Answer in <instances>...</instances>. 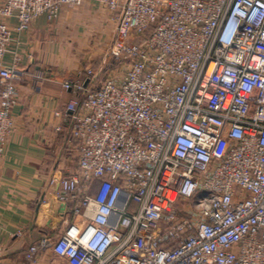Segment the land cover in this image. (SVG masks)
<instances>
[{"label":"built area","instance_id":"built-area-1","mask_svg":"<svg viewBox=\"0 0 264 264\" xmlns=\"http://www.w3.org/2000/svg\"><path fill=\"white\" fill-rule=\"evenodd\" d=\"M94 1L111 44L99 70L62 83L57 130L77 166L50 178L62 223L24 260L264 264V0ZM82 2L0 0V155L26 74L3 64L12 32Z\"/></svg>","mask_w":264,"mask_h":264},{"label":"crops","instance_id":"crops-1","mask_svg":"<svg viewBox=\"0 0 264 264\" xmlns=\"http://www.w3.org/2000/svg\"><path fill=\"white\" fill-rule=\"evenodd\" d=\"M17 24L15 17L7 20ZM115 23L101 4L83 0L63 5L57 18L36 17L26 30L12 32L3 64L25 71L12 109L14 130L0 155V264H27V246L60 226L63 204L53 196V175L77 166L78 150L65 140L63 112L72 93L67 79L85 80L83 70L102 60L109 50ZM41 75L42 79L35 76ZM1 87V82H0ZM39 264H66L45 255Z\"/></svg>","mask_w":264,"mask_h":264},{"label":"trees","instance_id":"trees-1","mask_svg":"<svg viewBox=\"0 0 264 264\" xmlns=\"http://www.w3.org/2000/svg\"><path fill=\"white\" fill-rule=\"evenodd\" d=\"M152 30H153V27L147 28L146 31H145V35L150 34ZM137 41H140V38H138ZM118 62H119V60H116V59H114V58L111 57L107 61L106 65L103 67V69H102L103 71H102L100 77L102 78L109 70H111L113 67H115L118 64ZM99 63H100L99 61H94L92 63L93 64L92 65V69L93 70H97V68L99 66Z\"/></svg>","mask_w":264,"mask_h":264}]
</instances>
